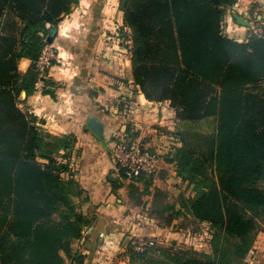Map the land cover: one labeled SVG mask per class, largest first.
<instances>
[{
    "label": "trees",
    "instance_id": "16d2710c",
    "mask_svg": "<svg viewBox=\"0 0 264 264\" xmlns=\"http://www.w3.org/2000/svg\"><path fill=\"white\" fill-rule=\"evenodd\" d=\"M78 3L0 0V264L85 262L72 249L93 222L75 201L85 193L75 179L80 142L44 131L20 108L22 92L27 98L36 92L50 28ZM238 3L128 0L123 10L134 84L147 100L170 102L187 126L182 147L166 161L194 191L177 209L154 188V176L141 174L129 180L131 200L146 207L141 197H152L149 215L162 228L183 213L210 226V251L157 244L137 253L129 244L131 264H248L264 230V37L240 43L225 35V18ZM22 60L31 63L25 73ZM211 122L213 131L196 130ZM117 173L128 179L124 169Z\"/></svg>",
    "mask_w": 264,
    "mask_h": 264
},
{
    "label": "crops",
    "instance_id": "0c3cea01",
    "mask_svg": "<svg viewBox=\"0 0 264 264\" xmlns=\"http://www.w3.org/2000/svg\"><path fill=\"white\" fill-rule=\"evenodd\" d=\"M108 2L114 0H79L70 14L61 17L53 43L60 62L48 72L49 93L36 91L20 105L40 120L39 127L44 131L58 136L74 134L80 142L81 157L75 179L87 199L81 204V211L93 222L72 249L84 256V264H131L127 254L131 237L149 236L159 241L168 240L173 234L149 215L152 197L145 199L146 207L131 200L129 178H119L111 155L113 138L127 133L145 147L163 154L170 144L182 147L177 138H181L180 133L185 134V123L176 119L170 102L149 101L134 84L132 53L121 44L124 13L121 11L122 17H115L111 10L112 15L105 17L109 9H114V4ZM82 10L93 16L84 17L88 13L81 14ZM232 12L251 26L238 25ZM255 13H261L258 20L264 27V0H239L225 18L226 36L247 43L255 25ZM30 64L29 60H22L20 71L25 73ZM122 98H126L125 103ZM119 102L125 105L123 109ZM91 117L103 124L105 143L87 128ZM172 151L173 148L169 149V153ZM162 165L168 170L164 181L176 179L178 184L182 183L175 163H167L164 158ZM159 174L154 176V188L167 193ZM110 176L123 186L116 189L115 182L109 181ZM247 263L264 264V230L258 233ZM67 264L73 263L68 260Z\"/></svg>",
    "mask_w": 264,
    "mask_h": 264
},
{
    "label": "built area",
    "instance_id": "2783aa9c",
    "mask_svg": "<svg viewBox=\"0 0 264 264\" xmlns=\"http://www.w3.org/2000/svg\"><path fill=\"white\" fill-rule=\"evenodd\" d=\"M124 29L126 33L124 41L131 51L133 45L132 31L129 27H125ZM251 36L264 37V27L259 21L255 23ZM57 62H60V58L56 48L53 45L49 46L46 44L37 62L38 80L36 91L38 93H44L47 90L46 81L48 79V72ZM122 101L125 103L126 98H122ZM118 140L111 149V155L116 164L117 172L120 169H124L130 175L128 178L138 177L141 174L147 176L159 174L163 160L158 152L145 147L140 141L133 139L127 133L119 136ZM156 245V241L147 237L134 235L130 239V246L137 253H143Z\"/></svg>",
    "mask_w": 264,
    "mask_h": 264
},
{
    "label": "rangeland",
    "instance_id": "374dc122",
    "mask_svg": "<svg viewBox=\"0 0 264 264\" xmlns=\"http://www.w3.org/2000/svg\"><path fill=\"white\" fill-rule=\"evenodd\" d=\"M109 4H114V9H109L108 13H106L107 16L105 17H110L113 12V14L115 15V17H122L121 11L122 10V0H114V2H108ZM112 10V12L110 13V11ZM83 13H88V15L86 16V14L84 15V17H92L93 13L87 12L85 10L81 11V14ZM261 15V13H255L253 18V22L256 23L258 20V17ZM117 18H115L116 21ZM110 20V19H109ZM111 21L113 22L114 20L111 18ZM125 26H121V44H123L124 49H127V46L125 44L124 38H126V33H125ZM225 32V30H224ZM225 35H227V32H225ZM120 103V102H119ZM121 104V103H120ZM122 106L125 107V105L123 104ZM127 110H130L129 108H127ZM211 124V125H210ZM209 125L208 124H202V126L199 127V129L196 128V130H198L199 132H201L202 134L204 133H209V131H211L212 129L214 130L215 128V123L211 122ZM187 130V126H185V131ZM212 130V131H213ZM179 141L177 142H181V138L179 139V137L177 138ZM114 142H118V138L115 136L113 138ZM187 141H190L189 139H187ZM173 148V151L176 149L175 147L172 146V144H170V148H168L167 150L163 151V154H160L161 159L164 162V158L167 159L168 156L171 155V153H169V149ZM155 151V150H153ZM172 151V152H173ZM166 152H168L169 154L166 156ZM161 167L163 168L164 165H161ZM160 170V174L158 177H161L164 181V179L166 178V175H168V170L167 169H162ZM166 173V175H165ZM128 175V174H127ZM130 176V175H128ZM134 178V177H133ZM132 178H129V180H131ZM134 180V179H133ZM132 181V180H131ZM181 183V182H180ZM178 184L176 179H173V181L171 182H166L164 181L162 183V187L167 191V201L170 204L173 205H177V209H178V204L181 203L182 201L189 199L190 197H192L194 195V191L192 187H189L187 184H185V186H183V182L181 184ZM165 192V191H164ZM144 196V195H143ZM84 197V196H83ZM81 198V199H76V203L78 205H81L82 203H84L85 198ZM145 197H141L140 203H145ZM80 203H79V201ZM166 201L161 200L159 202L160 207H163V205L165 204ZM177 216V215H176ZM178 219H175V222L172 224L171 227H166L167 229H169V232L171 231V233H173L171 235V237L167 240H161L158 239H154L151 238L149 236H147V238H150L154 241H156V243L158 245H161L163 247H176V248H183V249H191V250H197L199 252H203V251H210V240L208 238V236L210 235V226L208 224H198L196 221H194L192 218H190L189 216L186 215V213H183L182 215H178Z\"/></svg>",
    "mask_w": 264,
    "mask_h": 264
},
{
    "label": "water",
    "instance_id": "95a60500",
    "mask_svg": "<svg viewBox=\"0 0 264 264\" xmlns=\"http://www.w3.org/2000/svg\"><path fill=\"white\" fill-rule=\"evenodd\" d=\"M128 0H123L122 3V10H125L126 6H127ZM232 17L233 19L236 21V23L240 26L243 27H250L251 23L248 22L247 20H245L244 18H242L240 15L232 12ZM58 31H59V27L58 25H53L47 36H46V40L45 43L49 46H52L57 35H58ZM27 97L26 92H22L20 100L21 101H25ZM87 128L103 143H105V136H104V127L103 124L98 121L96 118L91 117L88 122H87ZM109 181L111 182H116V179L113 176L109 177Z\"/></svg>",
    "mask_w": 264,
    "mask_h": 264
}]
</instances>
